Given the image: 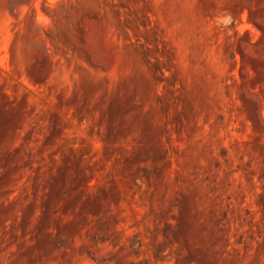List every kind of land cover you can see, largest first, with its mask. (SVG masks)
<instances>
[{
  "label": "rangeland",
  "instance_id": "rangeland-1",
  "mask_svg": "<svg viewBox=\"0 0 264 264\" xmlns=\"http://www.w3.org/2000/svg\"><path fill=\"white\" fill-rule=\"evenodd\" d=\"M0 264H264V0H0Z\"/></svg>",
  "mask_w": 264,
  "mask_h": 264
}]
</instances>
